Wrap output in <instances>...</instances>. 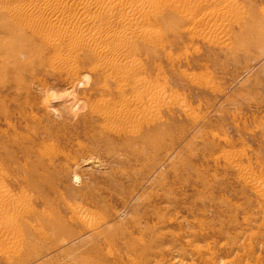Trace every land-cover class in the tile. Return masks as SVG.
Segmentation results:
<instances>
[{
  "label": "rangeland",
  "instance_id": "obj_1",
  "mask_svg": "<svg viewBox=\"0 0 264 264\" xmlns=\"http://www.w3.org/2000/svg\"><path fill=\"white\" fill-rule=\"evenodd\" d=\"M153 1L125 79L89 51L69 73L50 48L21 65L0 49V189L24 204L0 264H264V0L227 17L220 1ZM135 80L163 93L137 132L103 123Z\"/></svg>",
  "mask_w": 264,
  "mask_h": 264
},
{
  "label": "bare ground",
  "instance_id": "obj_2",
  "mask_svg": "<svg viewBox=\"0 0 264 264\" xmlns=\"http://www.w3.org/2000/svg\"><path fill=\"white\" fill-rule=\"evenodd\" d=\"M123 1L124 0H20V1L0 0V33L3 36V38H0V46H1L0 49L3 52L1 51L0 52L5 53L8 57H10V59L12 58L15 64L21 65L23 64L24 61H26L25 57H28L29 54L32 55L31 54L32 49H36L35 51L38 50L41 54L42 53L41 51L45 50V49L43 50V48H50L49 50L53 51L52 54L49 56L51 58L50 61H52L53 63H57L59 65H64L66 67L65 69L67 70L66 72L72 73L74 72L75 69V67H73V64L75 63L74 58H76L80 53H82L81 51L84 52L89 51L92 53L90 54L96 58L99 67L104 72L110 74L113 73L116 76L120 77V79L122 78L125 79L127 78L128 74L131 75V73H129L128 71L129 70L128 68L130 67L132 69L134 68L133 49H134L135 41L137 40V38H139L137 36L138 35L137 30L133 28V25L136 24L134 23V19H135L134 14L138 10L142 9L143 6H145L146 8L145 4L149 3L150 0H132L133 1L131 2L133 4L132 10L129 12L126 11L125 13H123L122 16H118L117 14L118 17H116L115 13L117 11H120L122 13V10H124ZM198 1H205V0H198ZM213 1L214 3L215 1H220L222 3V6L223 5L228 6V8H226L227 6L225 8L221 6L222 8L218 10V12L215 11L217 12V14H221L224 17H227V15L225 14L226 9H229V5L231 3H234V1L233 0H213ZM215 12L212 11V14L213 13L215 14ZM210 14L211 13H209V15ZM232 14L234 13L232 12ZM218 16L220 19L221 16L220 15ZM208 17L209 16L207 15L206 12V14L204 13V17L202 18V20L206 21ZM234 20H237L235 16L231 21ZM215 29H212V31ZM33 37H36L38 41H40L38 48L36 47L37 45L35 44ZM21 58L24 61H22ZM126 66H128L127 68L128 70L125 69ZM96 67L94 69H96ZM90 71L91 70H89V72ZM119 86L120 85H118V87ZM137 87L138 85L136 80L129 87L131 97H129V100H127L129 103L128 102L127 103L129 105L130 104L132 105L131 109L129 107H126L128 104L125 102L122 104L126 106L124 105H122V107L118 106L120 108L115 107L116 109H112V110L111 109L108 110L107 108V110L105 109L104 111L100 109L97 110V111H102L100 119L101 118L104 119L105 122L103 121V123L106 124L107 122L108 125L109 122L111 123L113 121V122L121 123V126L122 123L125 124V125L123 124L124 126H126V124L127 125L130 124L129 126L126 127L129 128V131H131L130 133H134L138 129V124L136 122L140 118L144 117L141 116L142 111L149 112V110L153 106V102L155 104L156 102L160 101L163 93L160 92L161 90L159 91L157 90L158 92L154 91L152 88L148 86H146L145 88L141 87L139 89ZM143 94L149 95L147 96L148 98H145L144 100L142 98ZM144 97L146 96L144 95ZM119 98L121 99V97ZM106 100L107 99H105L104 101ZM124 100L126 99L124 98ZM101 101L102 100H100V102ZM116 104L119 103L117 102ZM139 105L141 106V108H139L140 107ZM89 107L92 108L90 105ZM95 114L97 113L95 112ZM145 118H146V114H145ZM107 125H105L106 128L108 127ZM102 126L104 125L102 124ZM115 128L113 129L115 130ZM118 129L119 128H117V130ZM125 130L126 132H129L127 129ZM13 197L8 193L4 192L2 188L0 189V240L4 238L14 237V240H11V244L14 245L15 242L16 244H18L22 241V234H21L22 222L21 223L19 222L18 224L14 223L13 221L10 220L11 218L9 219V217L11 216V214L12 216L17 214L19 212V209L21 213L22 202L18 204V202L15 200L16 198L14 199ZM25 207L27 208L29 206L26 204ZM75 214L77 213L75 212ZM59 225L58 223H56L54 225H51L50 228L51 227L55 228Z\"/></svg>",
  "mask_w": 264,
  "mask_h": 264
}]
</instances>
